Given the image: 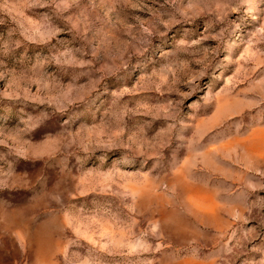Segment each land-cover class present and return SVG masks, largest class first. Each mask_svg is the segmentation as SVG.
<instances>
[{
  "label": "rangeland",
  "instance_id": "1",
  "mask_svg": "<svg viewBox=\"0 0 264 264\" xmlns=\"http://www.w3.org/2000/svg\"><path fill=\"white\" fill-rule=\"evenodd\" d=\"M0 264H264V0H0Z\"/></svg>",
  "mask_w": 264,
  "mask_h": 264
}]
</instances>
